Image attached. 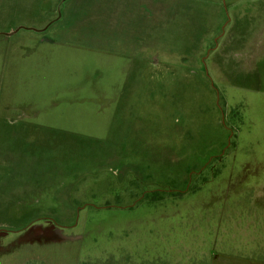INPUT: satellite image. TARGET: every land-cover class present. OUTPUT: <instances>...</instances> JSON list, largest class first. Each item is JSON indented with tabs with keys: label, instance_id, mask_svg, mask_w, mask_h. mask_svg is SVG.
<instances>
[{
	"label": "rangeland",
	"instance_id": "obj_1",
	"mask_svg": "<svg viewBox=\"0 0 264 264\" xmlns=\"http://www.w3.org/2000/svg\"><path fill=\"white\" fill-rule=\"evenodd\" d=\"M250 1L0 0V33L25 27L0 35V183L29 176L42 196L29 201L39 215L15 220L10 196H0V264L26 261L17 263L27 247L45 264V246L80 241L92 214L97 227L112 218L121 229L126 209L148 194H164L168 203L189 194L223 160L222 174L233 171L220 238L231 246L212 250L209 264H264V142L243 151L249 133H240L241 115L205 66L225 28L224 4ZM53 20L44 33L27 29ZM242 106L246 122L264 120V97ZM25 113L31 127L19 132ZM200 159L205 166L188 172ZM55 191L58 200H49ZM189 204L196 224H217L203 202Z\"/></svg>",
	"mask_w": 264,
	"mask_h": 264
},
{
	"label": "crops",
	"instance_id": "obj_2",
	"mask_svg": "<svg viewBox=\"0 0 264 264\" xmlns=\"http://www.w3.org/2000/svg\"><path fill=\"white\" fill-rule=\"evenodd\" d=\"M224 6L225 28L215 48L207 57L205 66L215 88L221 92L220 95L228 105H243L250 96L264 97V0H251L248 4L235 2ZM20 120L15 130L19 131L23 126L31 127L28 124L30 120L28 113L23 114ZM243 120L245 125L240 133L249 134L242 143V149L250 152L252 149L260 148L261 143L264 142V120L254 116L246 122L244 115ZM3 127L4 120L0 116V132ZM21 133L26 135L29 132ZM41 135L46 136L43 133ZM31 136H33L32 132ZM55 136H61V131L56 132ZM232 171L233 168L228 167L226 172L202 192L189 197L187 192L183 196L185 198L181 199L182 202L178 201L172 206L151 209L129 207L126 209L129 211L124 212L126 215L123 217L121 229L117 225L119 223L114 222L112 218L107 219L110 222L107 223L108 227L112 228L108 230H106L107 226L106 229L96 226L95 220L98 218L84 220L83 227L86 232L83 231L81 242L64 241L61 244L45 246L42 259L45 264H50L49 254L58 251L55 254V264H79L83 254L93 258H109L134 264H209L211 251L214 252L219 247L221 239L219 218L222 217L221 213L227 201ZM0 184L2 185L0 196L9 195L8 201H12L8 214L14 220L19 217L31 218L39 215L29 206L31 196L39 194V188L35 186V178L7 177ZM57 195L56 191L53 192L49 200H58ZM37 196L42 198L41 195ZM190 202H203L204 208L210 209L211 216H217V224H196L194 216L197 212L189 209ZM44 214L46 215V212ZM126 221L128 222L125 223ZM79 225V222H76L69 228H78ZM30 227L31 219L25 230ZM95 234L97 236H94ZM121 241L122 247H120ZM103 247L107 248L105 254L103 251L92 252L93 248ZM68 252L71 256L67 258ZM34 253H31V247L24 248L17 263L26 259L21 264H29V254L30 264H33Z\"/></svg>",
	"mask_w": 264,
	"mask_h": 264
},
{
	"label": "trees",
	"instance_id": "obj_3",
	"mask_svg": "<svg viewBox=\"0 0 264 264\" xmlns=\"http://www.w3.org/2000/svg\"><path fill=\"white\" fill-rule=\"evenodd\" d=\"M81 59L83 61H85V56L82 55L81 56ZM80 72H84V68ZM235 108H237L238 114L241 115V118L239 120V128L240 129L239 128L238 129L240 131H243V128H244V125H245V122L243 120V106H242V104L241 105H236ZM89 125L91 127V123H89ZM209 153L210 152H205V156L208 155ZM206 163H207V160L205 161L204 159H200V160L197 161L196 164L194 162V164L188 168V172H193V171H196V170L200 171L205 166ZM224 163L225 162L223 160L220 163V166L216 169V171L214 172V174L210 178H207L205 176V174L200 175V177L198 178L199 181H200L199 184L198 185L196 184V185H194V186H192L190 188L189 194H188L187 197L197 195L198 193L202 192L205 188H207L208 186H210L211 184H213L217 180V178L222 175V172H223V170L225 168ZM129 177L130 178H134V179L136 178L133 174H129ZM83 180L84 179H82L81 181H83ZM81 181L78 182L77 184H75V186L72 188L71 193L75 192L79 188V186H80L79 184L81 183ZM156 190H160V189H156ZM176 190H178V191H176ZM184 191H186V189L185 190H180V189H175L174 190V192H184ZM123 192L126 193L127 190L124 189ZM145 192H151V190L144 191V192L142 191L139 196L132 194L134 197H136L135 200L132 203H134L137 199H139ZM163 196H164V194H160V193L148 194L144 198L143 204H141V205L140 204H137L134 208L135 209H139V208H141V209L158 208V207L168 206V205L177 203L181 199L185 198L182 195L176 194V195L173 196L175 199L173 198L174 200L168 203V202H165V199H164ZM119 199L120 200L117 201V202H121L122 201L121 200V196H120ZM72 202H74V200H72ZM70 203H71V201H70ZM131 204H128V205H131ZM254 204H255V206L257 205L256 202H254ZM128 205H125V206H128ZM229 214H230V211H229ZM97 217L98 216H93V217H91L89 219H94V218H97ZM224 237H225V239H223ZM229 246H231V244H228V240H226V235L223 233L222 234V238L220 239L219 247H217V250L218 251H223L225 248H229ZM49 252H50V250L47 251V253H49ZM215 252H217V251L215 250ZM57 253H58V251H53L51 254H49V260L53 264H55L54 263L55 258H56V255L55 254H57ZM70 256H71V254H70V252H68V254H66V257L68 258ZM82 257L83 258L80 260L79 264H134V263H127V262H119V261H115V260H112V259H109V258H102V257H100V258H93V257L88 256L86 254H83ZM259 259H261V257ZM33 264H36V261Z\"/></svg>",
	"mask_w": 264,
	"mask_h": 264
},
{
	"label": "water",
	"instance_id": "obj_4",
	"mask_svg": "<svg viewBox=\"0 0 264 264\" xmlns=\"http://www.w3.org/2000/svg\"><path fill=\"white\" fill-rule=\"evenodd\" d=\"M61 17L60 13H59V18ZM58 18V19H59ZM57 19V20H58ZM57 20H53L51 23H49L48 25H46L45 28H42V29H36V28H27L29 30H32V31H35V32H39V33H42V32H45L53 23H55ZM21 29H25V27H19V28H16L15 30H12L10 32H6V33H0V35H4V36H7V37H11L12 35L16 34L17 32H19ZM207 74L209 75V73L207 72ZM210 76V75H209ZM213 81V80H212ZM214 86V84H213ZM215 87V86H214Z\"/></svg>",
	"mask_w": 264,
	"mask_h": 264
},
{
	"label": "flooded vegetation",
	"instance_id": "obj_5",
	"mask_svg": "<svg viewBox=\"0 0 264 264\" xmlns=\"http://www.w3.org/2000/svg\"><path fill=\"white\" fill-rule=\"evenodd\" d=\"M61 15V14H60ZM59 20V19H58Z\"/></svg>",
	"mask_w": 264,
	"mask_h": 264
}]
</instances>
